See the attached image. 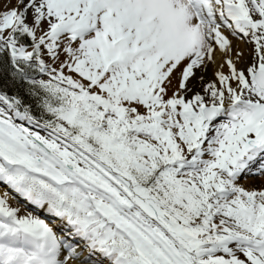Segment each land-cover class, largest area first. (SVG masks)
<instances>
[{
  "label": "snow or ice",
  "instance_id": "6c2138e0",
  "mask_svg": "<svg viewBox=\"0 0 264 264\" xmlns=\"http://www.w3.org/2000/svg\"><path fill=\"white\" fill-rule=\"evenodd\" d=\"M250 177L264 0H0V264H264Z\"/></svg>",
  "mask_w": 264,
  "mask_h": 264
},
{
  "label": "bare ground",
  "instance_id": "6f19581e",
  "mask_svg": "<svg viewBox=\"0 0 264 264\" xmlns=\"http://www.w3.org/2000/svg\"><path fill=\"white\" fill-rule=\"evenodd\" d=\"M225 31H226V34H229L230 35V33H227V30H225ZM233 39L235 40V38H233ZM235 42L238 43L239 46H240V48L243 50V52H244V63L246 64L251 59V49H252V45L250 43H248L247 41H238V40H235ZM240 66H244V64H241ZM226 70L227 69H225V71ZM211 77H212V71L210 69L209 72L207 73V77L206 78H211ZM194 90H196V89H194ZM241 183L244 184L246 187H250V186H260L261 183H264V178L250 177L248 179L243 180ZM3 187L4 186L0 185V191L3 190ZM11 202L12 203H15V201H11ZM37 214H40V213H37Z\"/></svg>",
  "mask_w": 264,
  "mask_h": 264
},
{
  "label": "rangeland",
  "instance_id": "374dc122",
  "mask_svg": "<svg viewBox=\"0 0 264 264\" xmlns=\"http://www.w3.org/2000/svg\"><path fill=\"white\" fill-rule=\"evenodd\" d=\"M174 83H175V80H174ZM240 182H242V181H240Z\"/></svg>",
  "mask_w": 264,
  "mask_h": 264
}]
</instances>
